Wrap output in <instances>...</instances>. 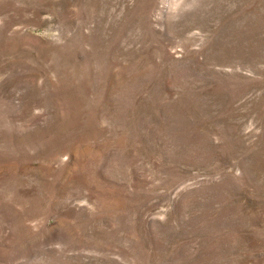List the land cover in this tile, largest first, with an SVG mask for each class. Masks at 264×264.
I'll return each mask as SVG.
<instances>
[{"label": "rangeland", "instance_id": "rangeland-1", "mask_svg": "<svg viewBox=\"0 0 264 264\" xmlns=\"http://www.w3.org/2000/svg\"><path fill=\"white\" fill-rule=\"evenodd\" d=\"M0 264H264V0H0Z\"/></svg>", "mask_w": 264, "mask_h": 264}]
</instances>
